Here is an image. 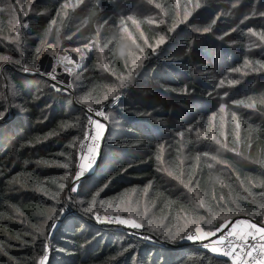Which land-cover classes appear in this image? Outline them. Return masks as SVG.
<instances>
[{
    "label": "trees",
    "instance_id": "trees-1",
    "mask_svg": "<svg viewBox=\"0 0 264 264\" xmlns=\"http://www.w3.org/2000/svg\"><path fill=\"white\" fill-rule=\"evenodd\" d=\"M154 1L172 27L178 18L175 0ZM126 5L124 13L132 2ZM232 6L208 2L211 15L192 29L234 36L238 62L246 61L251 70L264 67V56L249 53L246 46L248 28L264 32L262 23L256 19L243 23L245 14L235 15ZM119 10L118 4H92L83 16L82 30L90 42L99 27H106L100 41L116 75L127 72ZM224 16L229 22L219 28ZM54 20L59 18L53 13L47 18L18 11L20 42L0 39V56L11 60L4 68L0 92V264H40L44 259L47 264H231L219 252L205 249L201 238L189 240L187 235L199 227L201 233L219 238L226 227L233 229L245 218L264 225V75L248 74L241 84L220 89L221 93L230 89L223 104L229 116L227 146L238 150L222 152L215 142L197 140L189 130L198 126L208 136L213 135L211 129L221 132L220 118L209 114L215 108L209 95L218 90V72L213 71L212 56L199 53L193 35L179 39L162 27L166 48L148 50L144 67L149 69L141 73L137 86L112 95L95 63L88 65L83 81L70 79L73 90L38 75ZM74 22L75 14L69 12L62 25L71 30ZM2 24L7 29V19L2 18ZM139 24L151 33L143 17ZM27 69L35 74L28 75ZM121 96L118 106L110 109ZM180 106L197 112L183 114ZM101 108L106 111L96 123L105 124L107 131L98 160L77 182L80 166L91 160L89 152L80 154L88 135V110ZM182 115L194 119L187 122L191 127L161 129ZM211 158L224 167H214ZM166 171L189 185L190 196L176 191L178 185H171ZM74 186L75 192L69 190ZM145 196L153 208L143 227L118 229L100 220L131 198L140 201Z\"/></svg>",
    "mask_w": 264,
    "mask_h": 264
},
{
    "label": "rangeland",
    "instance_id": "rangeland-1",
    "mask_svg": "<svg viewBox=\"0 0 264 264\" xmlns=\"http://www.w3.org/2000/svg\"><path fill=\"white\" fill-rule=\"evenodd\" d=\"M222 1L223 5H227L228 2L233 4L232 12L235 15L245 14L243 23L249 24L251 20L256 19L262 23L264 29V0H175V4L178 11L177 22L168 27L165 22V15L162 9L155 4L154 0H16L17 5H14L13 0H0V39H4L10 43L20 42V23L18 21V11L23 15H44L47 18L57 16L59 21L54 20L51 23V29L47 38V42L43 47V64L44 70L52 67V72L49 74L50 79L58 83V85L65 86V80L70 76V79H75L78 82L87 78V68L90 63H95L97 69L102 71L104 78L108 83V91H111L112 95L117 94L121 89L133 88L137 86V81L140 78L142 72H146L149 68H145V54L148 50L156 51L159 48H166L167 39L161 31L162 27H166L170 30V34L173 37L183 39L187 34L193 35L195 39V45L198 46L199 53L202 56L211 55L214 60V72H218V90L209 95L211 99L210 103H214L215 108L210 109V116L215 119L219 117L221 125L220 134H216L213 129L211 132L213 135L208 136L207 133L201 132L198 126L194 129L189 128L190 123L193 122L191 116L182 115L177 116L175 119H171L169 125L163 128L174 127V130L178 129L177 124L182 129L186 127L198 138L197 140H208L209 142H215L219 147V151L226 153H238V150H232L227 146L226 138V124L229 116L225 113L223 104L227 103L230 97V89L220 92L221 88H231L244 82V78L248 75H264V67L260 66L257 70H251L250 65L244 61L238 62L240 55L237 50V43H233L234 36L230 38L220 37L218 30H207L203 33L197 32L192 29V25L195 22L206 20L212 13L208 8V2H214L218 4ZM132 2L131 8L128 13H124L126 4ZM110 4H118L120 6L118 18H119V30L122 42L125 46V53L127 55V72L121 75H116L111 71L110 59L108 49L101 44L102 36L106 32V27H99V31L94 39L90 42H86V38L82 34L84 28L83 16L86 9L92 4H98L104 6ZM17 6V7H16ZM44 6H54L52 12H44L41 10ZM69 12L75 14V22L71 30H66L65 25L62 22L66 19ZM251 12V13H250ZM250 13V14H248ZM148 24L151 29V33L146 34L141 25L139 19L142 18ZM2 18L7 19V29L3 27ZM222 22V26L219 28H225L229 22V16ZM215 24L216 21H215ZM257 27V26H256ZM163 41V42H161ZM248 52L251 54H258L264 56V32L262 30H256L254 28H248V39L246 41ZM67 44H74L76 47H67ZM181 47V43L178 45ZM79 49V51H75ZM178 49H175L177 52ZM197 53L198 55H201ZM122 54V53H121ZM123 55V54H122ZM228 57L230 63H228ZM233 61H236L234 64ZM11 60L6 57L0 56V92L3 91V84L1 83V77H3L4 68L10 65ZM146 69V70H145ZM239 69V71H236ZM60 70V72H59ZM151 70V69H150ZM149 70V71H150ZM150 77L145 79V84L148 85L149 79L153 78L154 71H152ZM205 72H209L206 70ZM203 71L200 74L205 73ZM212 72V71H211ZM28 75H34L35 72L27 69ZM39 74H43L40 71ZM258 84V81L256 85ZM73 90L72 87L67 86ZM134 91L137 94L139 91ZM222 103V104H221ZM223 105V107H220ZM201 109L199 105L196 107ZM250 108H252L250 106ZM207 109V108H206ZM223 109V111H221ZM179 110L184 114H196V109H187L184 106H180ZM200 111V110H199ZM186 117H189L187 120ZM190 121V123H187ZM102 130L100 131V139L96 142L95 148L92 152H89V148L93 146V141L87 148L88 154H92V163H97L98 151L101 149V145L106 134V126L103 123ZM173 124V125H172ZM234 124L238 128V123L234 120ZM184 125H187L186 127ZM96 130V128H95ZM173 130H166V134H171ZM96 134V133H95ZM238 137V134H237ZM90 154V155H91ZM94 158V159H93ZM213 166L216 168L224 167L223 163L218 159L211 158ZM84 161V160H83ZM166 176L170 179L171 185H178L176 191L189 193V185L182 183L180 180H176L171 177L169 172H165ZM83 175L79 178V181L83 179ZM187 190V191H186ZM69 195V194H68ZM153 208L147 196L142 200L131 198L125 205H122L116 211L110 213L108 216L100 217V220L116 226L118 229L133 230L132 223H138L143 227L146 220L149 218L150 212ZM119 220L128 221L126 224L119 223ZM192 224V223H191ZM201 242H204L203 238L206 234L200 232ZM218 240V239H217ZM217 240L214 238V244H217ZM203 244V243H202ZM204 247V245H203ZM205 249H211L212 247H204ZM214 248H212L213 250ZM215 252H219L215 249ZM44 264H47L46 259L43 260ZM41 264V263H40Z\"/></svg>",
    "mask_w": 264,
    "mask_h": 264
},
{
    "label": "built area",
    "instance_id": "built-area-1",
    "mask_svg": "<svg viewBox=\"0 0 264 264\" xmlns=\"http://www.w3.org/2000/svg\"><path fill=\"white\" fill-rule=\"evenodd\" d=\"M122 96L116 100L111 105L110 109H114L118 106L119 102L122 100ZM106 109L101 108L100 110H93L89 109V117H90V123L88 127V135L83 144L80 147V154L83 156L87 151V148L92 143L91 137L95 135V123L101 119L102 116L97 115V113H105ZM189 234L193 235V239L191 240H198L196 237L199 236L196 232H191ZM188 234V235H189ZM137 236L138 238H141L143 240L149 238H145L144 236H140L139 234H133ZM187 235V236H188ZM219 244H218V250L222 257L228 259L231 264H257V261L252 260V257H249L246 255L248 251H252L253 245H255L256 250L252 251V255L257 258V260H264V253H261L260 249L262 246V243L257 238L253 237H243L241 238L235 231L230 228L226 227L223 231H221L219 235ZM231 251V255H224L225 251Z\"/></svg>",
    "mask_w": 264,
    "mask_h": 264
},
{
    "label": "snow or ice",
    "instance_id": "snow-or-ice-1",
    "mask_svg": "<svg viewBox=\"0 0 264 264\" xmlns=\"http://www.w3.org/2000/svg\"><path fill=\"white\" fill-rule=\"evenodd\" d=\"M161 42H163V41H161ZM75 51L78 52L79 49H76ZM236 71H239V69H236ZM221 111H223V109H221ZM97 115L103 116L104 114H103V113H97ZM95 128H96V134L93 135V136L91 137V139H92V141H93V146L89 148V152H92V151L94 150L95 145H96V142L100 139V131L102 130L103 125L100 124V123H96V124H95ZM83 159H88V157H83ZM93 159H94V158H93ZM92 166H93L92 160H89V162H88V164H87V169L85 168V166H84L83 164L80 166L81 171H80L79 173H77V175H76V180H77V182L79 181V178L84 174V172H85L86 170H88V169H91ZM105 187H107V185H105ZM76 190H77V187H75V186L71 189L72 192H75ZM102 190H103V189H101V191H102ZM119 223H121V224H126V223H128V221H125V220H119ZM239 223H246V222H245V221H240ZM131 226H132L133 228H139L141 225L138 224V223H132ZM248 227H249L250 231H249L248 233H246L245 235H247V236H251V235H253L251 229H254L256 232L260 233V234H261V238L264 239V227H262V228H257L255 224H249ZM196 232H197V233H200V232H201V229H200L199 227H197V228H196ZM196 238H197V239H200L201 237L197 236ZM241 238H243V237H241ZM253 238H255V237H253ZM187 239H189V240L193 239V235H192V234H189V235L187 236ZM204 247L207 248L208 245L205 244ZM255 250H256L255 245H253V247H252V251H255ZM213 251H215V249H213ZM252 251H248V252L246 253V255L249 256V257H252V260L257 261V264H264V260H257V258H256L255 256L252 255ZM260 251H261V253H264V245L261 246ZM224 255H231V251H230V250L225 251ZM41 264H44L43 260L41 261Z\"/></svg>",
    "mask_w": 264,
    "mask_h": 264
},
{
    "label": "crops",
    "instance_id": "crops-1",
    "mask_svg": "<svg viewBox=\"0 0 264 264\" xmlns=\"http://www.w3.org/2000/svg\"><path fill=\"white\" fill-rule=\"evenodd\" d=\"M91 156H93V155L91 154ZM85 168L87 169V166ZM91 170H92V168L86 170L84 172L83 176H85V174L89 173ZM79 172H80V170H79ZM240 221H245L246 223H239ZM249 224H255L257 228L264 227V225L257 224L255 222H252L251 220L241 219V220L237 221L234 224L233 229H234L235 233H237L240 237H255V238H257L258 240L261 241L262 245H264V239L261 238V234L258 233V232H256L254 229H251L253 235H251V236L245 235L246 233H248L250 231V229L248 227ZM213 238L215 240L218 239L216 234H208L207 233L206 236L203 238V240H204V242L207 243L208 247H212V248L218 250L217 248H218L219 240H217V244H214V241H212ZM212 248L211 249H208V250L211 251L213 254L218 255L219 253L213 251Z\"/></svg>",
    "mask_w": 264,
    "mask_h": 264
},
{
    "label": "water",
    "instance_id": "water-1",
    "mask_svg": "<svg viewBox=\"0 0 264 264\" xmlns=\"http://www.w3.org/2000/svg\"><path fill=\"white\" fill-rule=\"evenodd\" d=\"M43 61H44V59L42 58V59L40 60V62H39V65H40V71L43 73L44 76H49V74H51V72H52V67H50V68L44 70L43 67H42ZM59 72H60V70H59ZM69 85H70V76L66 78V80H65V86H64V87H65V88H68L67 86H69ZM69 190H71V188H70ZM245 219L250 220L249 218H245ZM251 221H252V220H251ZM252 222H254V221H252Z\"/></svg>",
    "mask_w": 264,
    "mask_h": 264
}]
</instances>
